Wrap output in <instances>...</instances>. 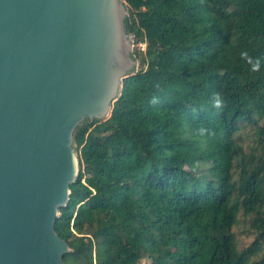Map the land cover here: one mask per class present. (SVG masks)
I'll return each instance as SVG.
<instances>
[{"label":"trees","instance_id":"16d2710c","mask_svg":"<svg viewBox=\"0 0 264 264\" xmlns=\"http://www.w3.org/2000/svg\"><path fill=\"white\" fill-rule=\"evenodd\" d=\"M124 1L146 46L76 131L65 263L264 264V0Z\"/></svg>","mask_w":264,"mask_h":264},{"label":"water","instance_id":"95a60500","mask_svg":"<svg viewBox=\"0 0 264 264\" xmlns=\"http://www.w3.org/2000/svg\"><path fill=\"white\" fill-rule=\"evenodd\" d=\"M124 0H0V264H66L76 131L139 69Z\"/></svg>","mask_w":264,"mask_h":264},{"label":"rangeland","instance_id":"374dc122","mask_svg":"<svg viewBox=\"0 0 264 264\" xmlns=\"http://www.w3.org/2000/svg\"><path fill=\"white\" fill-rule=\"evenodd\" d=\"M145 44H143V43H138L137 45H135V41H134V47H133V52H135V50H140V51H142L143 52V50L145 49ZM135 54V53H134ZM136 56V55H135ZM136 58H137V56H136ZM138 59V61H139V68L138 69H140L141 68V59L140 58H137ZM250 129H246V130H242V136H243V138H246L247 137V139H246V141H245V145H248L249 143H248V131H249ZM235 230L237 231V234H238V237H239V243L241 244V245H244V244H248V243H250L251 241H252V238L251 237H248L249 236V232H248V224H246L245 222H243V218H241V221H240V223H239V225H237L236 227H235Z\"/></svg>","mask_w":264,"mask_h":264},{"label":"clouds","instance_id":"9594fccd","mask_svg":"<svg viewBox=\"0 0 264 264\" xmlns=\"http://www.w3.org/2000/svg\"><path fill=\"white\" fill-rule=\"evenodd\" d=\"M258 67H259V64H258V63L253 64V68H258ZM215 103H216L217 106H219L220 103H221V101H220L219 99H217V100L215 101Z\"/></svg>","mask_w":264,"mask_h":264}]
</instances>
